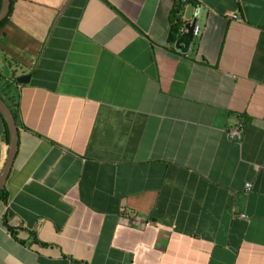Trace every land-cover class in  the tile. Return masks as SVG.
<instances>
[{
  "label": "crops",
  "instance_id": "obj_1",
  "mask_svg": "<svg viewBox=\"0 0 264 264\" xmlns=\"http://www.w3.org/2000/svg\"><path fill=\"white\" fill-rule=\"evenodd\" d=\"M6 18L0 88L29 78L0 264H264V0H13Z\"/></svg>",
  "mask_w": 264,
  "mask_h": 264
},
{
  "label": "water",
  "instance_id": "obj_2",
  "mask_svg": "<svg viewBox=\"0 0 264 264\" xmlns=\"http://www.w3.org/2000/svg\"><path fill=\"white\" fill-rule=\"evenodd\" d=\"M10 10V0H1L0 5V22L3 21L9 14ZM197 21V13L193 15L191 20L186 21L183 26L185 31L182 32L177 40L174 43V48L179 52L187 51L190 43L192 42L193 36L192 31ZM28 75H21L15 78L18 84H24L28 82ZM0 116L5 123L7 134H8V142L6 148V155L3 162V165L0 169V191L5 188V183L7 177L9 176L13 160L17 150V134L18 129L15 122V119L5 103V101L0 96Z\"/></svg>",
  "mask_w": 264,
  "mask_h": 264
},
{
  "label": "trees",
  "instance_id": "obj_3",
  "mask_svg": "<svg viewBox=\"0 0 264 264\" xmlns=\"http://www.w3.org/2000/svg\"><path fill=\"white\" fill-rule=\"evenodd\" d=\"M12 2L13 0H10V10L11 11V7H12ZM0 5H1V0H0ZM182 9H183V4L176 3L169 15V29H168V43L171 44L172 46L174 45L175 41L177 40V38L179 37L180 33H179V29L181 27V25L184 23L182 20ZM7 20V18H5L3 21L0 22V26L5 23V21ZM15 86H16V80H15V75L12 74L11 76L6 78V83L4 85V87L0 88V96L2 97V99L5 101V103L7 104V106L9 107L15 122H16V104L14 106L13 103L16 102V98H17V93L15 90ZM0 120L3 123V127H4V138H5V143L7 144L8 142V134H7V129L5 126V123L3 122L1 116H0ZM7 199V194H6V190L5 188H3L0 191V202H5ZM3 225L7 228V230L11 233L14 234L13 228L10 227L7 223V219L6 217H3Z\"/></svg>",
  "mask_w": 264,
  "mask_h": 264
},
{
  "label": "built area",
  "instance_id": "obj_4",
  "mask_svg": "<svg viewBox=\"0 0 264 264\" xmlns=\"http://www.w3.org/2000/svg\"><path fill=\"white\" fill-rule=\"evenodd\" d=\"M179 1H186V0H179ZM232 18H237L236 14H231L230 15ZM184 26L183 24L181 25L180 29H179V33L181 34L182 32H184ZM199 33V29H198V25L195 24L193 31H192V36L196 37ZM225 136L229 139V140H240L241 139V130L239 128V126L237 124H234L233 126L229 127L226 131H225ZM246 189L250 188V184L247 183L245 185ZM240 218L242 219H246V216L244 214L240 215Z\"/></svg>",
  "mask_w": 264,
  "mask_h": 264
}]
</instances>
